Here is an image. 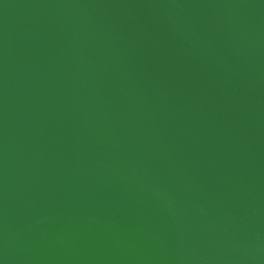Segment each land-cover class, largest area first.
I'll return each mask as SVG.
<instances>
[{"label": "water", "instance_id": "water-1", "mask_svg": "<svg viewBox=\"0 0 264 264\" xmlns=\"http://www.w3.org/2000/svg\"><path fill=\"white\" fill-rule=\"evenodd\" d=\"M0 264H264V0H0Z\"/></svg>", "mask_w": 264, "mask_h": 264}]
</instances>
